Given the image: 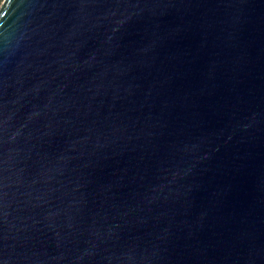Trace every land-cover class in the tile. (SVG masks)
<instances>
[{"label":"water","instance_id":"obj_1","mask_svg":"<svg viewBox=\"0 0 264 264\" xmlns=\"http://www.w3.org/2000/svg\"><path fill=\"white\" fill-rule=\"evenodd\" d=\"M0 264H264V0H3Z\"/></svg>","mask_w":264,"mask_h":264},{"label":"rangeland","instance_id":"obj_2","mask_svg":"<svg viewBox=\"0 0 264 264\" xmlns=\"http://www.w3.org/2000/svg\"><path fill=\"white\" fill-rule=\"evenodd\" d=\"M2 2H3V0H0V6H1Z\"/></svg>","mask_w":264,"mask_h":264}]
</instances>
